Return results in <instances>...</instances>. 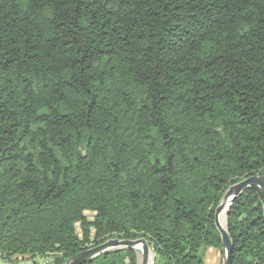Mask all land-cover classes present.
Here are the masks:
<instances>
[{"label":"trees","instance_id":"trees-1","mask_svg":"<svg viewBox=\"0 0 264 264\" xmlns=\"http://www.w3.org/2000/svg\"><path fill=\"white\" fill-rule=\"evenodd\" d=\"M257 174L264 0H0V259L145 238L155 264H204ZM227 228L232 264H264L254 189Z\"/></svg>","mask_w":264,"mask_h":264},{"label":"water","instance_id":"water-1","mask_svg":"<svg viewBox=\"0 0 264 264\" xmlns=\"http://www.w3.org/2000/svg\"><path fill=\"white\" fill-rule=\"evenodd\" d=\"M247 188H252L257 192L264 206V178L260 174H257L247 177L239 181L238 183L230 186L229 189L226 191L222 202L216 208L215 221L222 238L223 264H232L233 242L227 228V222H226V228L224 229L220 225L219 218L224 208L227 207V211H226V220H227L229 208L231 204ZM140 245L142 246L141 247L142 258L139 264H148L150 247L145 238H140L135 240L110 238L99 245H95L81 250L80 252L70 257L64 264H84L111 250L124 249V248L137 249L138 246Z\"/></svg>","mask_w":264,"mask_h":264},{"label":"rangeland","instance_id":"rangeland-1","mask_svg":"<svg viewBox=\"0 0 264 264\" xmlns=\"http://www.w3.org/2000/svg\"><path fill=\"white\" fill-rule=\"evenodd\" d=\"M222 200H223V197H222ZM91 215H92L91 213H88V216H91ZM136 251H137V256H138V262L140 263L141 258H142V251L141 249H138V248L136 249ZM150 251H152L154 254V250L152 248H150ZM202 251H203V257H204V264H223V250H219L218 248H215V247H208V248L203 247ZM53 260L54 258L52 255L37 258V262H41L43 264L51 263ZM153 264H155V260H153Z\"/></svg>","mask_w":264,"mask_h":264},{"label":"bare ground","instance_id":"bare-ground-1","mask_svg":"<svg viewBox=\"0 0 264 264\" xmlns=\"http://www.w3.org/2000/svg\"><path fill=\"white\" fill-rule=\"evenodd\" d=\"M226 211H227V207L226 208H224V210H223V212L221 213V215H220V218H219V220H220V225H221V227L222 228H226V222H227V220H226ZM141 245L140 246H138V249H141ZM153 260H154V254H153V252L152 251H150V253H149V261H148V264H153Z\"/></svg>","mask_w":264,"mask_h":264},{"label":"built area","instance_id":"built-area-1","mask_svg":"<svg viewBox=\"0 0 264 264\" xmlns=\"http://www.w3.org/2000/svg\"><path fill=\"white\" fill-rule=\"evenodd\" d=\"M37 258H28L26 260H20L19 262H11V261H7V260H0V264H43L41 262H37Z\"/></svg>","mask_w":264,"mask_h":264}]
</instances>
